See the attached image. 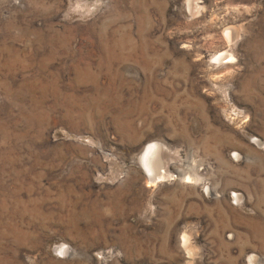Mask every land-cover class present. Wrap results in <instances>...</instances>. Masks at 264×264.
<instances>
[{"label":"rangeland","instance_id":"obj_1","mask_svg":"<svg viewBox=\"0 0 264 264\" xmlns=\"http://www.w3.org/2000/svg\"><path fill=\"white\" fill-rule=\"evenodd\" d=\"M0 264H264V0H0Z\"/></svg>","mask_w":264,"mask_h":264},{"label":"bare ground","instance_id":"obj_2","mask_svg":"<svg viewBox=\"0 0 264 264\" xmlns=\"http://www.w3.org/2000/svg\"><path fill=\"white\" fill-rule=\"evenodd\" d=\"M225 57H227V56H225ZM221 59H223V58H221ZM157 152H158L157 146L154 144H151L147 147V149L145 150L143 157H142V163H143V166L146 170L147 177H148L149 181L152 183L158 181V179L159 180L164 179V176H165L164 174L162 176H159V173H157V170L155 169L156 167L154 168V160L155 159L157 160V158H155ZM155 163L157 164V162H155ZM158 164H159V162H158ZM183 243L185 244V241H183Z\"/></svg>","mask_w":264,"mask_h":264}]
</instances>
